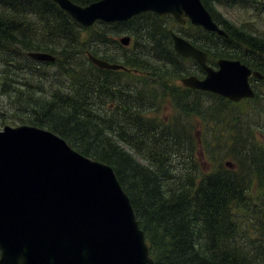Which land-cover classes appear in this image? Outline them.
<instances>
[{
	"label": "trees",
	"instance_id": "1",
	"mask_svg": "<svg viewBox=\"0 0 264 264\" xmlns=\"http://www.w3.org/2000/svg\"><path fill=\"white\" fill-rule=\"evenodd\" d=\"M202 2L229 37L201 28L182 36L208 53L209 64L240 60L264 76V31L227 20L213 4L254 3L262 15L264 0ZM171 20L145 13L84 28L51 0H0V125L46 128L111 166L156 264H264V151L254 158L246 145L251 131L237 137L232 130L227 155L233 163H226L232 166L217 158L208 171L200 163L194 118L205 129L224 130L226 121L233 128L235 103L181 83L204 71L174 50L165 26ZM136 24L142 28L132 30ZM125 29L130 47L117 41ZM31 52L56 60L37 61ZM90 56L126 70L99 68ZM57 66L52 78L48 69Z\"/></svg>",
	"mask_w": 264,
	"mask_h": 264
},
{
	"label": "water",
	"instance_id": "2",
	"mask_svg": "<svg viewBox=\"0 0 264 264\" xmlns=\"http://www.w3.org/2000/svg\"><path fill=\"white\" fill-rule=\"evenodd\" d=\"M51 1L84 27L150 12L228 38L201 0H100L87 6ZM171 38L175 51L206 74L182 78L186 87L233 102L255 97L250 77L262 80V74L229 59H219L214 69L206 52L173 31ZM120 42L129 46L131 38ZM29 56L56 60L47 53ZM90 60L102 69H126L94 56ZM0 264L156 263L114 169L82 155L51 130L20 125L0 130Z\"/></svg>",
	"mask_w": 264,
	"mask_h": 264
},
{
	"label": "rangeland",
	"instance_id": "3",
	"mask_svg": "<svg viewBox=\"0 0 264 264\" xmlns=\"http://www.w3.org/2000/svg\"><path fill=\"white\" fill-rule=\"evenodd\" d=\"M213 4L215 6V10L220 12L227 20L234 22L239 26L248 23L252 28H258L260 31L262 32L264 31V14L260 15L258 11L255 10V6L253 4H249L248 7L226 6L214 2ZM165 26H167L169 30H173L174 32L180 34L181 36L185 35V37L187 38L192 37L197 29V27L191 24L182 26L173 20L168 21ZM141 28H142V24H136L132 27V30L141 29ZM123 35H129L126 29L121 33L119 37H117V39H119ZM85 36L87 37L86 34ZM217 60L218 59H216V61ZM209 65H214V64L210 62ZM48 71L52 75V78L59 76V75H54V73L58 71V66L52 67L48 69ZM263 83L264 82H262V80L260 81L257 79H255L253 82V88H255L257 92L260 93L259 102H256L255 98H253L250 100H244L240 104L235 103L230 105L232 117L235 116V118L232 121V123L236 125L235 127L231 128L226 121L221 126L222 128H224V130L214 131L211 128L205 129V123L201 122L200 119L194 118V121L198 125L196 136H198L199 144L201 146V150H199L200 153L198 158L200 163L203 164V167L206 170L209 171L211 169L212 164L216 166L217 165L216 162H218L219 158L223 162V165H226V163L228 162L233 163L230 160V157L227 155L229 153L228 132H231L232 130H233V134L235 136L237 135V137L239 136L245 137L248 134L249 130L251 131L252 136L248 137L246 145L248 150H250L251 154L254 156V158L257 156V154H260L261 150L264 151V104L262 103V101L264 100ZM261 93H263V95H261ZM164 110L169 111L167 113V116H169V113L173 111L170 104H166ZM228 114L229 112L225 114L226 120H228V116H229ZM232 117L230 120H232ZM234 120L237 121L234 122ZM7 124L9 126H13V127L15 126V124L12 122H9ZM2 128L3 126L0 125V130ZM216 146H219L220 149L216 150L215 149ZM225 156L227 158H225ZM138 159L141 160L140 158ZM233 168L238 169V166L236 167L233 166Z\"/></svg>",
	"mask_w": 264,
	"mask_h": 264
},
{
	"label": "bare ground",
	"instance_id": "4",
	"mask_svg": "<svg viewBox=\"0 0 264 264\" xmlns=\"http://www.w3.org/2000/svg\"><path fill=\"white\" fill-rule=\"evenodd\" d=\"M39 53H41V52H39ZM41 62H43V61H41ZM49 63H52V62H49Z\"/></svg>",
	"mask_w": 264,
	"mask_h": 264
}]
</instances>
